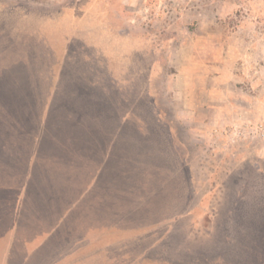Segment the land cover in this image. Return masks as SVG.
<instances>
[{"label":"rangeland","instance_id":"1","mask_svg":"<svg viewBox=\"0 0 264 264\" xmlns=\"http://www.w3.org/2000/svg\"><path fill=\"white\" fill-rule=\"evenodd\" d=\"M21 108L123 168L65 264H264V0H0Z\"/></svg>","mask_w":264,"mask_h":264},{"label":"crops","instance_id":"2","mask_svg":"<svg viewBox=\"0 0 264 264\" xmlns=\"http://www.w3.org/2000/svg\"><path fill=\"white\" fill-rule=\"evenodd\" d=\"M42 121L31 109L0 113V264H65L66 243L83 219L107 217L111 177L122 175L111 132Z\"/></svg>","mask_w":264,"mask_h":264},{"label":"built area","instance_id":"3","mask_svg":"<svg viewBox=\"0 0 264 264\" xmlns=\"http://www.w3.org/2000/svg\"><path fill=\"white\" fill-rule=\"evenodd\" d=\"M259 131H261V133L264 135V124H260L259 125V128H258Z\"/></svg>","mask_w":264,"mask_h":264}]
</instances>
